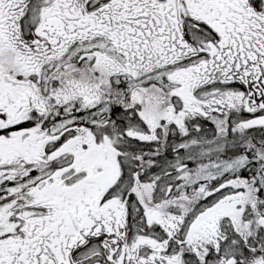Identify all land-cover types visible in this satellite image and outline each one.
<instances>
[{"label":"snow or ice","instance_id":"6c2138e0","mask_svg":"<svg viewBox=\"0 0 264 264\" xmlns=\"http://www.w3.org/2000/svg\"><path fill=\"white\" fill-rule=\"evenodd\" d=\"M0 264H264V0H0Z\"/></svg>","mask_w":264,"mask_h":264}]
</instances>
